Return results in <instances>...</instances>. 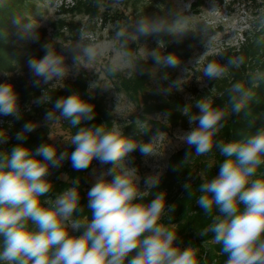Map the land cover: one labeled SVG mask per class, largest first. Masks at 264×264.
<instances>
[{
  "label": "clouds",
  "instance_id": "obj_1",
  "mask_svg": "<svg viewBox=\"0 0 264 264\" xmlns=\"http://www.w3.org/2000/svg\"><path fill=\"white\" fill-rule=\"evenodd\" d=\"M209 10L213 14L217 11L214 2ZM13 23L19 39L40 43L34 25L19 20ZM189 24L188 18L180 16L171 24L140 19L135 33L138 37H154L159 48L162 34L184 36ZM80 31V41L67 53L70 65L64 52L47 43L41 45L45 53L42 57L33 55L26 60L30 85L41 89L32 103L51 107L42 122L26 121L22 125L15 134L17 144L0 150V264H200L192 245L184 246L179 238V226L173 223L176 204H168L167 193L159 190L162 170L141 177L134 165L132 154L137 150L146 160L162 157L168 147L163 153L157 149L166 133L157 128L147 142H139L114 124L88 123L96 117L91 102L94 96L85 98L76 93L53 101L47 91V86L65 82L72 68L94 62L102 52L98 45L85 43L83 29ZM124 37V31L115 32V39ZM213 40L203 43L205 53L193 62L200 66L206 80L219 81L229 68L239 69L245 60L237 56L225 57L224 64L205 62ZM149 57L157 65L179 68L183 74L188 71L175 54L153 49ZM141 74L152 73L141 69ZM163 79H168L167 75ZM262 82L264 72L257 71L246 81L232 83L223 107L208 98L196 100L191 109L184 108L190 129L177 132V140L187 148L172 171L178 172L187 162L214 151L224 158L218 173L210 179L203 170L196 175L190 171L182 184L188 198L198 193L195 204L210 220L197 227L196 234H212V242L220 245V255L226 257L224 264H264V178L258 177V169L264 166V126L249 132L251 119L240 139L221 138L229 117L248 108L253 89ZM180 84L177 78L161 91L167 95ZM7 116L21 120L23 112L15 85L5 81L0 83V117ZM169 116L168 112L156 114L165 123ZM64 121L75 132L67 137L51 135L53 127L64 125ZM41 123L50 129L52 142L40 144L33 153L25 142ZM137 123L143 121L137 119ZM57 137L62 138L59 143L65 145L63 151L58 148ZM9 138L7 130L0 129V145L7 144ZM70 147L74 150L69 151ZM66 161L76 172H85L94 161L100 165L99 171L93 169L91 173L93 183L86 192V204L81 203L80 176L68 183V176L61 173L57 179L66 180L68 187L54 198L48 195L55 186L51 177ZM195 179H199L198 185Z\"/></svg>",
  "mask_w": 264,
  "mask_h": 264
},
{
  "label": "rangeland",
  "instance_id": "obj_2",
  "mask_svg": "<svg viewBox=\"0 0 264 264\" xmlns=\"http://www.w3.org/2000/svg\"><path fill=\"white\" fill-rule=\"evenodd\" d=\"M31 1L35 3V7L26 14V17L32 21L39 36H45L50 47L57 52L65 53L66 62L69 65L71 61L67 53L80 41L81 29L86 37L85 43L98 45L102 49L94 62L82 63L72 68L65 82L47 86L50 95L52 94L50 90L65 91L68 86L80 81L83 86H86L88 95L94 96V100L103 103L112 125L119 127L126 136L139 142H147L157 128L166 133V138L157 151L163 153L164 149L168 148L159 159L146 160L137 152L132 154L135 157L134 165L139 169L141 177L153 171L162 170V175L165 174L171 156L186 146L177 140V132L187 131L191 126L188 121H183L181 118L175 120L171 116L172 104L170 103L182 100L186 107L191 109L198 98H208L212 102L213 96L220 94L218 87L222 80L232 79L236 71H244L242 66L239 69L229 68L221 81L206 80L200 71V66L193 62L205 53L203 46L205 41L214 37L211 47L207 50L205 62L214 60L222 64L226 63L225 57L244 56L245 51L247 52L254 45L258 51L256 58L252 60V64L246 63L245 69L250 72L254 65L256 72H264V0ZM213 2L217 6L214 14L209 10ZM177 16L190 20L189 31L184 36L176 37L162 34L160 39L163 43L159 48L154 37H138L135 33L136 22L140 19L160 20L165 24H171ZM118 30L125 32V37L121 40L115 39V32ZM177 39L180 40L179 43L186 42L191 48V55L185 56L184 53L182 56L177 55L181 58L182 64L188 68L186 74L181 73L179 68L157 65L149 57L153 49H158L165 54L166 43L177 44ZM15 44L21 50L30 53V48L37 43L21 39ZM257 45L259 48H256ZM150 60L152 62L148 72L152 74L148 75L145 83L147 86L134 95L133 90L123 86V79L136 78L141 73V69H145L143 62H150ZM165 75L168 77L166 80L163 79ZM177 78L181 79L179 89L173 87L169 94L164 95L161 90L167 88ZM5 81L14 84L16 91L22 93V97L19 96V102L23 118L15 120L11 116L0 117V129H6L10 137L7 144L0 145V150L10 149L15 143V134L20 131L22 125L26 121L42 122L45 111L51 107V105L36 106L32 103V100L40 95L41 89L30 85L26 63L17 64L15 69L0 67V83ZM148 104L151 108L146 110ZM197 111L198 109H193V112ZM162 112L170 114L168 123L156 118V114ZM183 113H185L184 110ZM137 119L143 121V124H138ZM63 123L65 126L55 125L51 135L70 136L68 122ZM37 131L49 134L50 129L41 123V126L33 133ZM61 139L57 137L56 143L62 151L65 145L59 143ZM209 160L212 162V157H209ZM70 167L66 161L63 168L51 177L53 182L63 181L64 179H57V177L61 173L67 175ZM93 169L100 170L98 162L94 161L85 173V193L93 183L91 176ZM182 184H180L181 188ZM66 187H63L61 191ZM57 193L48 195L54 198ZM183 221V219L173 220V223L179 226V238L183 241V245L188 246L190 245L189 230ZM201 243L204 248H209L206 241L202 240ZM197 258L200 264H215L207 253L199 251Z\"/></svg>",
  "mask_w": 264,
  "mask_h": 264
},
{
  "label": "trees",
  "instance_id": "obj_3",
  "mask_svg": "<svg viewBox=\"0 0 264 264\" xmlns=\"http://www.w3.org/2000/svg\"><path fill=\"white\" fill-rule=\"evenodd\" d=\"M252 1V0H251ZM254 1V0H253ZM201 2V1H197ZM197 5V3H196ZM195 5V6H196ZM35 7V3L31 0H0V67H5L9 69H15L17 64H24L29 56H38L42 57L43 49L41 48L42 44L48 42L45 36L40 37V43H37L35 46L30 48V53L27 51L21 50L18 45H16L17 40H21L18 38V28L13 23L15 20H19L21 24H28L32 21L26 17V14ZM167 54H175L182 56L184 53L185 56L191 55V48L187 45L186 42L182 43H166ZM256 48H259L258 45ZM25 52H27L25 54ZM257 50L254 48V45L244 54L245 63L242 65L244 71H236L232 79L225 78L221 81V85H219L218 90L220 94L213 96L212 103L215 106L223 107L228 99L227 89L231 86L232 83L236 81H246L249 78L250 73H255V66L253 65L251 71L245 69L246 63L252 64V60H255L257 55ZM150 62H143V66H145L146 72L149 70ZM257 62V61H256ZM260 62V60H259ZM258 65V63L256 64ZM148 75H142L141 73L134 79L124 78L123 86L128 90H133L134 95L139 93L140 90H144L147 86L145 84L147 82ZM86 86L82 85L80 81L77 83H73L71 86H68L65 91H53L51 96L53 101L57 98L72 95L79 93L81 96L87 98L89 95L87 93ZM19 96L22 97L21 91H17ZM24 92V91H23ZM253 98L249 102L248 108L245 111H242L239 115H233L229 117V120L226 122L225 128L221 132V138L225 140H236L240 139L241 132L247 130L249 126V122L252 119V124L249 127V132L255 130V127L259 128L264 126V82L260 84L259 87L253 89ZM200 99V98H198ZM197 99V100H198ZM91 102L95 105L96 117L93 121L88 123L95 124H107L112 125L110 116L108 111L105 109L103 103L98 100L92 99ZM172 102V101H171ZM172 104V109L170 113L171 116L174 117L175 120L181 118L183 121H188L187 115L183 113L184 108L187 106L182 100L174 101ZM151 105L146 106V110H149ZM250 112L251 115H246V113ZM71 134L75 132V129H71ZM14 143V142H13ZM18 141L15 140V144ZM26 145L35 152V149L42 143H50L48 138V134L43 131H37L36 133H31L26 140ZM187 146L183 149L174 153L170 158V163L168 170L165 174L162 175V180L160 184L159 190L165 191L167 193V202L168 204H176L175 212L173 213V220H184L185 227L189 230L188 237L190 245H192L194 251H197V256L200 252H204L209 254V258L211 261H215V264H224V260L226 257L220 255V245H217L211 241L212 234H209L208 237H199L197 233V227H203L207 223L210 222L209 218L205 217V213L203 210L199 209L195 204V196L198 193H195L193 197L188 198L187 193L184 192L183 188L180 187V184L183 183L189 176V172L191 171L193 175H196L200 171H205L207 178H211L216 173H218L219 163L224 159L219 155L218 152H213L208 156L196 157L193 160L187 162L182 165L185 167L184 169L174 172L172 171V167L177 165L184 156L185 150ZM60 150V149H59ZM69 151L74 150V148H69ZM61 151V150H60ZM63 151V150H62ZM139 153V151H136ZM140 154V153H139ZM141 155V154H140ZM209 157H212L213 161L209 160ZM68 162V161H67ZM70 164V162H68ZM71 166V165H70ZM89 170V169H88ZM85 172H76L70 167V170L67 173V181L71 183L72 178L80 176L81 178V192H82V204H86L87 197L84 191L86 186L85 183ZM258 177L264 178V166L258 169ZM66 180H61L60 182L54 183V188L50 191L49 194L53 192H60L63 187L68 186ZM195 184H199V179L194 180ZM206 241L208 243L209 248L206 249L203 247L201 241Z\"/></svg>",
  "mask_w": 264,
  "mask_h": 264
}]
</instances>
